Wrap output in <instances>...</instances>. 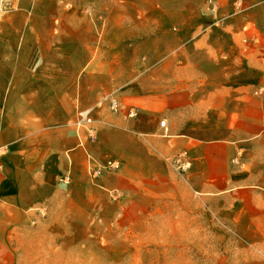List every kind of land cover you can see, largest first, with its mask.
<instances>
[{"label": "crops", "instance_id": "0c3cea01", "mask_svg": "<svg viewBox=\"0 0 264 264\" xmlns=\"http://www.w3.org/2000/svg\"><path fill=\"white\" fill-rule=\"evenodd\" d=\"M61 2L0 29V264H21L68 182L129 190L170 167L264 245V0ZM109 92L122 110L91 140L74 117ZM109 159L123 174L90 175Z\"/></svg>", "mask_w": 264, "mask_h": 264}, {"label": "rangeland", "instance_id": "374dc122", "mask_svg": "<svg viewBox=\"0 0 264 264\" xmlns=\"http://www.w3.org/2000/svg\"><path fill=\"white\" fill-rule=\"evenodd\" d=\"M38 1L32 6L34 0H0V29L11 27L4 22L12 13L16 16L11 25L21 28L24 22L25 27L29 24L32 11H61V0ZM74 7L65 10L73 11ZM98 10L105 11L99 6ZM30 23L37 28L44 24ZM58 24L53 22L54 27ZM114 94L106 93L84 109L95 129L107 123L106 114L122 110L121 105L120 110L110 109V98L120 103ZM81 110L74 117L76 127ZM77 128L95 139L88 136L85 127ZM2 149L0 154H6V147L0 146ZM96 167L89 169L94 178L103 173L120 175L123 170L121 165L94 174ZM133 177L136 181L129 190L100 188L97 192L74 188L68 182V189L52 208L41 214L34 238L23 245L21 264H264V245L256 243L253 230L229 227L226 215L194 193L175 168L137 172Z\"/></svg>", "mask_w": 264, "mask_h": 264}, {"label": "built area", "instance_id": "2783aa9c", "mask_svg": "<svg viewBox=\"0 0 264 264\" xmlns=\"http://www.w3.org/2000/svg\"><path fill=\"white\" fill-rule=\"evenodd\" d=\"M109 107L113 111L120 110V103L115 98L109 99ZM136 115L134 109H129L128 116L133 117ZM77 125L81 127H85L87 134L90 138L96 136V129L93 126V119L90 117L89 112L87 110H81L78 114ZM161 126H165V120L162 119L160 121ZM4 152V150H0V152ZM2 156V154H0ZM171 164H173L178 170L185 171L189 167V162L182 159V155H177L175 158L170 159ZM120 166V162L118 160H108L105 164L99 165L94 170V174H99L103 170H111L116 169Z\"/></svg>", "mask_w": 264, "mask_h": 264}, {"label": "bare ground", "instance_id": "6f19581e", "mask_svg": "<svg viewBox=\"0 0 264 264\" xmlns=\"http://www.w3.org/2000/svg\"><path fill=\"white\" fill-rule=\"evenodd\" d=\"M94 109V108H93ZM95 122V121H94Z\"/></svg>", "mask_w": 264, "mask_h": 264}]
</instances>
